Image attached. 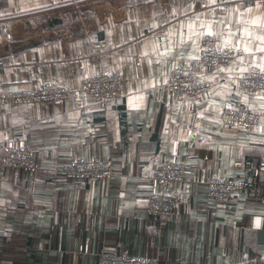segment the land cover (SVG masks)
Here are the masks:
<instances>
[{"label": "crops", "instance_id": "0c3cea01", "mask_svg": "<svg viewBox=\"0 0 264 264\" xmlns=\"http://www.w3.org/2000/svg\"><path fill=\"white\" fill-rule=\"evenodd\" d=\"M201 1L0 0V88L53 81L75 89L59 104L0 106V264H98L103 252L158 256L161 264H264V201L242 189L222 204L206 190L208 179L245 177L264 160V123L243 137L222 117L240 74L264 65V0H204L200 9ZM71 14L99 30V58L87 33L58 30ZM39 23L44 39L33 34ZM209 31L250 51L211 75V91L190 110L166 78L179 59L198 55ZM102 66L127 76V93L105 109L77 92ZM251 101L264 107V91ZM12 138L33 147L39 170L4 167ZM166 148L187 174L163 188L176 208L161 223L147 207ZM80 157L111 158L114 176L66 178L61 166Z\"/></svg>", "mask_w": 264, "mask_h": 264}, {"label": "built area", "instance_id": "2783aa9c", "mask_svg": "<svg viewBox=\"0 0 264 264\" xmlns=\"http://www.w3.org/2000/svg\"><path fill=\"white\" fill-rule=\"evenodd\" d=\"M208 3L201 1L199 8H207ZM80 23V24H79ZM77 26L71 32L87 33L90 44L96 48L97 53L93 57H100L102 41L99 39L97 28H90L83 23L82 17L76 23ZM208 33V32H206ZM204 33L201 38V46L196 57L199 60L179 59L166 78V85L171 95L187 97L189 109L197 107V100L211 91L213 82L210 76L218 73V70L230 61L245 54V51L230 50L223 48L217 35L208 36ZM215 33V32H213ZM216 34V33H215ZM8 43L13 42L10 33ZM242 48L241 46L235 45ZM4 59L0 58V66H5ZM239 94L235 99H228L223 104L222 117L225 125L236 128L239 136H247V133L255 130L264 123V107L256 106L251 98L264 91V71L254 66L243 71L241 74ZM247 77L245 80L244 78ZM77 90V89H76ZM75 92L68 85L58 82H47L41 86L22 89L0 88V106L9 103H38L50 101L59 104L62 100L70 97ZM78 94L91 96L98 108L105 109L111 99L121 97L127 93V76L117 70H111L105 66L99 67L93 73L83 76L82 85L77 90ZM6 154L3 165L12 169H24L30 172L39 170L40 165L35 157L33 147L20 139H9L5 145ZM240 159L236 165H240ZM264 170V160L256 167L255 172L245 177L226 178L216 176L206 181L208 195L215 201L228 204L232 201L237 191L245 189L249 195L256 196L264 201V183L260 182L258 175ZM60 171L68 179H110L114 176V165L111 158H74L64 163ZM187 174V166L177 156H171L166 148L164 158L156 166L152 178V190L149 195L147 212L150 216L164 222L176 208L174 197L166 193L163 188L169 183L181 182ZM98 264H161L160 257H145L123 253L101 254Z\"/></svg>", "mask_w": 264, "mask_h": 264}, {"label": "rangeland", "instance_id": "374dc122", "mask_svg": "<svg viewBox=\"0 0 264 264\" xmlns=\"http://www.w3.org/2000/svg\"><path fill=\"white\" fill-rule=\"evenodd\" d=\"M82 17V16H81ZM68 19V20H67ZM66 19V25H64L63 27L59 28V31H63L66 33L67 31H72L74 30L73 28H75L77 26V21L80 19V17L78 16V19L75 18V16L73 14L69 15ZM45 24L46 23H39L35 26H33V34L35 35V37L37 39H44L47 37V30L44 29L45 28ZM80 24V23H79ZM51 32V31H50Z\"/></svg>", "mask_w": 264, "mask_h": 264}, {"label": "snow or ice", "instance_id": "6c2138e0", "mask_svg": "<svg viewBox=\"0 0 264 264\" xmlns=\"http://www.w3.org/2000/svg\"><path fill=\"white\" fill-rule=\"evenodd\" d=\"M253 23H256V22L253 21ZM259 26L264 27V25H259ZM206 35H208V36H213V35H217V34H215V33L211 32V31H209L208 33H206ZM249 35H250V34H249ZM189 39H190V38H189ZM261 39L264 40V37H261ZM180 43H181V44H184V43H185V41L183 40V38H181ZM225 47H226V48H229L230 50H236V51H250V50L247 49V48H239V47H236L235 45H232L230 42H225L223 45L220 46L219 50L222 51L223 48H225ZM258 50L261 51V52H264V48H260V49H258ZM164 54L167 55V54H168V51H165ZM192 59L199 60V57H192ZM255 68H259V69H261L262 71H264V65H255V66H254V70H255ZM220 71H225V69H220ZM245 71H246V70H245ZM244 79L246 80L247 77H245ZM237 94H239V93H237ZM141 99H142V98H141Z\"/></svg>", "mask_w": 264, "mask_h": 264}, {"label": "water", "instance_id": "95a60500", "mask_svg": "<svg viewBox=\"0 0 264 264\" xmlns=\"http://www.w3.org/2000/svg\"><path fill=\"white\" fill-rule=\"evenodd\" d=\"M52 21H53L55 24H61V23H63V19H61V18H53Z\"/></svg>", "mask_w": 264, "mask_h": 264}]
</instances>
